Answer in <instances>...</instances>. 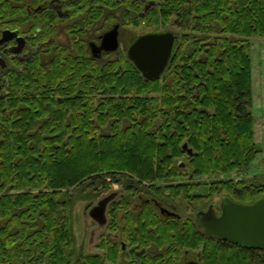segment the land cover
Masks as SVG:
<instances>
[{"label": "trees", "instance_id": "obj_1", "mask_svg": "<svg viewBox=\"0 0 264 264\" xmlns=\"http://www.w3.org/2000/svg\"><path fill=\"white\" fill-rule=\"evenodd\" d=\"M158 1L144 20L159 26L172 23L179 30L160 79L146 80L129 60L121 64L122 74L114 73L119 63H113L109 79L97 76L101 69L87 67L74 79L71 68L61 70L54 62L42 67L39 53L24 71L13 74L9 98L0 104V264H105L99 255H77L72 209L75 200L99 197L95 186L113 182L177 207H191L188 228L167 218L173 226L154 238L172 247L179 244L182 251L200 250L199 264H264L263 249L209 235L197 226L194 211L203 197L223 192L251 204L264 196V182L214 181L205 195L197 191L202 184L192 181L247 170L263 151L254 140L249 38L264 37V0ZM36 4L34 0L31 5ZM8 14L0 10L3 18ZM31 20L33 28L43 26L39 15ZM45 38L40 32L35 45ZM105 84L127 94L125 108L135 103L134 115L159 119L157 140L147 130L130 135L119 130L109 139L94 141L89 139L88 121H80L78 131L56 126L54 120L66 116L72 102L83 111L74 116H91L96 90ZM89 85L93 91L87 90ZM58 131L73 136L57 139ZM184 176L190 181H176ZM145 182L155 190H147Z\"/></svg>", "mask_w": 264, "mask_h": 264}, {"label": "flooded vegetation", "instance_id": "obj_2", "mask_svg": "<svg viewBox=\"0 0 264 264\" xmlns=\"http://www.w3.org/2000/svg\"><path fill=\"white\" fill-rule=\"evenodd\" d=\"M6 1L7 5L0 0V10L10 12L5 18L0 15V104L9 98L13 74L24 71L28 61L37 53H39L42 67H47L54 62L61 70L65 69L64 67L71 68L74 79L78 78L79 69L84 68L86 72V67L91 71L101 69L102 72L97 76L102 74L109 79L111 65L115 62L119 65L117 64L114 73H123L121 64L127 60L131 61L130 47L144 35L174 33L176 38L169 64L179 35L175 32L176 27L172 23L159 26L144 20L145 13L156 6L159 3L158 0H113V2L111 0H36L35 6L31 5L34 0ZM134 14H137V17H134ZM36 15L40 16L42 27H32L31 19ZM141 27L148 30L138 34L136 30ZM127 28H131L132 31L126 38L124 30ZM40 32L46 38L35 45V38ZM108 33L111 38L114 37L113 45L106 43L108 41L111 43V40L107 39L108 41L104 42ZM93 76L90 73V77L93 78ZM161 76L156 79L143 77L146 80L155 81ZM89 87L92 86H87L88 91L94 90ZM96 91V98L91 102V116L81 120L78 116H74L83 111L78 108V103L72 102L66 116L63 117V111H61L63 118L54 120L56 126L60 127L64 124L71 131H78L79 122L88 121L87 131L91 134L89 139L94 141L109 139L110 136L119 134L117 133L119 130H123L127 135L147 130L151 139H158L161 129L159 119L134 115L137 113L135 109H132L135 103L130 110H127L128 107L125 108L128 104L127 94L116 85L105 84L102 89ZM112 107L116 108L113 112L110 110ZM3 111H6L5 107ZM69 114L71 116H68ZM76 134V137L81 135ZM55 135L57 139L61 138L64 141L73 136L72 133L64 135L60 131ZM136 143L138 144V140L134 142ZM180 165L184 166L183 163ZM125 173L131 175L128 171ZM110 180L111 178L108 179ZM112 185H118L119 190L100 199L113 195L107 203L106 222L102 225L108 227L109 236H111L102 248L106 255L105 264H199L200 250L186 248L182 251L179 244L172 247L170 244L162 243L160 237L154 238L158 231H167L168 227L173 226V222L167 218H176L180 224H184V228H188L186 223L190 213L185 216L169 200L145 191L133 192L130 188L124 190L122 185L116 182L111 185L95 186L97 191L93 190L94 194H99L100 197L109 192ZM143 186L147 190H155L150 182H145ZM162 208L175 212L178 216L163 215ZM160 225L165 228L160 229Z\"/></svg>", "mask_w": 264, "mask_h": 264}, {"label": "water", "instance_id": "obj_3", "mask_svg": "<svg viewBox=\"0 0 264 264\" xmlns=\"http://www.w3.org/2000/svg\"><path fill=\"white\" fill-rule=\"evenodd\" d=\"M105 37L104 42L111 40V43L109 41L106 43L114 44V37L111 38L109 33ZM175 38L174 33L170 32L148 34L140 37L130 47L129 58L146 79H156L161 76L171 56ZM183 149L189 155L192 154V150L187 148L186 144L183 145ZM112 197L113 195L103 198L89 212L100 225L106 222L105 210ZM220 209V215L216 214L212 204L207 210H198L197 226L211 236L230 240L245 247L264 250V196L251 204L239 203L229 196H223ZM161 213L166 216H178L165 208L161 209Z\"/></svg>", "mask_w": 264, "mask_h": 264}, {"label": "rangeland", "instance_id": "obj_4", "mask_svg": "<svg viewBox=\"0 0 264 264\" xmlns=\"http://www.w3.org/2000/svg\"><path fill=\"white\" fill-rule=\"evenodd\" d=\"M132 28V27H131ZM131 28L125 29V37L127 38ZM152 29V28H150ZM134 30V29H133ZM147 28L141 27L136 31L138 34L142 33ZM179 34V30H175ZM181 34V33H180ZM251 41V58H252V95L253 106L251 108L254 116V140L261 146L263 150L253 160L250 167L242 172H233L230 174L221 175H202L194 177L192 181L200 182L201 187L197 188L198 193H208L210 185L214 181L232 180L234 183L238 181H247L252 183L255 181L264 182V37L253 36L249 38ZM178 182L190 181L188 177L184 176L176 180ZM175 181V182H176ZM119 190L118 185H112L110 191L101 195L95 200H75L72 209V228L75 234V247L77 255H82L81 258H86L91 255H99L104 257L106 255L102 249L106 240L111 237L107 226L99 225L94 221L90 215V209L97 205L96 203L105 195ZM73 191V189H70ZM225 193H216L209 198H202L199 204L195 205V210H207L212 204L217 214L221 213L220 202ZM206 195V194H205ZM240 203V202H239ZM178 209L183 215L191 213V207L186 203H179ZM108 217V215H107ZM113 236V234H111ZM107 263V262H106Z\"/></svg>", "mask_w": 264, "mask_h": 264}]
</instances>
